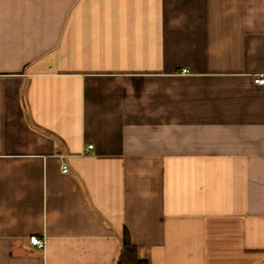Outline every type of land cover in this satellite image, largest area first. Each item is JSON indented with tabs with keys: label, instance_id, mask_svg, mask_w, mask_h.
Segmentation results:
<instances>
[{
	"label": "crops",
	"instance_id": "0c3cea01",
	"mask_svg": "<svg viewBox=\"0 0 264 264\" xmlns=\"http://www.w3.org/2000/svg\"><path fill=\"white\" fill-rule=\"evenodd\" d=\"M261 74L264 0H0V264H264Z\"/></svg>",
	"mask_w": 264,
	"mask_h": 264
},
{
	"label": "trees",
	"instance_id": "16d2710c",
	"mask_svg": "<svg viewBox=\"0 0 264 264\" xmlns=\"http://www.w3.org/2000/svg\"><path fill=\"white\" fill-rule=\"evenodd\" d=\"M122 248L117 264H150L148 260H144L139 255L138 247L132 242L130 233L124 230L122 239Z\"/></svg>",
	"mask_w": 264,
	"mask_h": 264
},
{
	"label": "built area",
	"instance_id": "2783aa9c",
	"mask_svg": "<svg viewBox=\"0 0 264 264\" xmlns=\"http://www.w3.org/2000/svg\"><path fill=\"white\" fill-rule=\"evenodd\" d=\"M254 82L257 85H264V74L258 75L257 77L254 78ZM92 145H90L88 147L87 150L91 149ZM68 171V167L67 166H63V172H67ZM30 241L32 244L37 245L40 248H44L45 247V240L44 239H40L38 237H31Z\"/></svg>",
	"mask_w": 264,
	"mask_h": 264
}]
</instances>
